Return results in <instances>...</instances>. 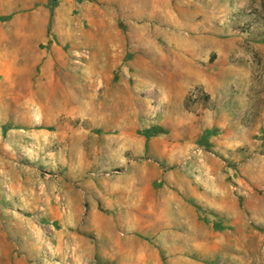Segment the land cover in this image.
<instances>
[{
  "label": "rangeland",
  "instance_id": "rangeland-1",
  "mask_svg": "<svg viewBox=\"0 0 264 264\" xmlns=\"http://www.w3.org/2000/svg\"><path fill=\"white\" fill-rule=\"evenodd\" d=\"M0 69V264H264V0H0Z\"/></svg>",
  "mask_w": 264,
  "mask_h": 264
},
{
  "label": "bare ground",
  "instance_id": "bare-ground-1",
  "mask_svg": "<svg viewBox=\"0 0 264 264\" xmlns=\"http://www.w3.org/2000/svg\"><path fill=\"white\" fill-rule=\"evenodd\" d=\"M0 75L3 77V78H8L10 73L8 71V69H5V70H2L0 69Z\"/></svg>",
  "mask_w": 264,
  "mask_h": 264
},
{
  "label": "crops",
  "instance_id": "crops-1",
  "mask_svg": "<svg viewBox=\"0 0 264 264\" xmlns=\"http://www.w3.org/2000/svg\"><path fill=\"white\" fill-rule=\"evenodd\" d=\"M130 215H132V216H133V214H130ZM132 219H133V217H132ZM114 244H116V242H115ZM117 244H118V243H117ZM117 244H116V245H117Z\"/></svg>",
  "mask_w": 264,
  "mask_h": 264
}]
</instances>
